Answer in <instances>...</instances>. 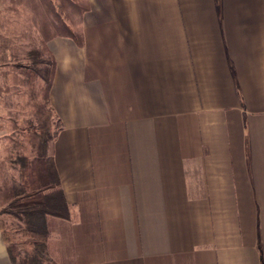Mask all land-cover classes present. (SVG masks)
<instances>
[{
    "label": "crops",
    "instance_id": "0c3cea01",
    "mask_svg": "<svg viewBox=\"0 0 264 264\" xmlns=\"http://www.w3.org/2000/svg\"><path fill=\"white\" fill-rule=\"evenodd\" d=\"M83 2L80 43H45L68 216L48 257L264 264V0Z\"/></svg>",
    "mask_w": 264,
    "mask_h": 264
},
{
    "label": "rangeland",
    "instance_id": "374dc122",
    "mask_svg": "<svg viewBox=\"0 0 264 264\" xmlns=\"http://www.w3.org/2000/svg\"><path fill=\"white\" fill-rule=\"evenodd\" d=\"M48 1L56 5L62 2ZM84 7L83 0L75 7L65 4L64 20L78 23V14ZM44 9L40 0H0V186L18 178L11 160L19 153L30 156L32 152L35 138L27 123L46 122L50 135L58 128L45 103L44 84L39 79L31 80L20 67L27 63L29 50L41 49V44L55 34L49 29L53 17ZM3 197L0 192V210L5 206ZM0 219L13 237L19 255L29 253L30 246L21 235L19 223L5 214Z\"/></svg>",
    "mask_w": 264,
    "mask_h": 264
},
{
    "label": "trees",
    "instance_id": "16d2710c",
    "mask_svg": "<svg viewBox=\"0 0 264 264\" xmlns=\"http://www.w3.org/2000/svg\"><path fill=\"white\" fill-rule=\"evenodd\" d=\"M48 13L53 17L49 28L54 30L41 49H32L27 53V63L20 67L31 80L39 79L45 86V103L50 113L49 90L55 70V61L45 45L46 41L54 35L66 36L80 43V36L71 31L64 20V5L75 7L79 0H61L59 5L48 0H40ZM64 4V5H63ZM84 12L80 10L79 16ZM53 115V113H52ZM27 127L35 143L29 156L19 153L11 160L17 168L18 178L11 182H4L0 186L5 206L0 215L11 216L21 226V235L30 246V252L20 256L13 237L5 229L0 219L2 239L12 264H56L47 254L46 223L48 218L68 219L64 213L66 199L60 188V180L55 168L52 145L58 131L50 135L46 122L38 121L37 125L27 123Z\"/></svg>",
    "mask_w": 264,
    "mask_h": 264
}]
</instances>
